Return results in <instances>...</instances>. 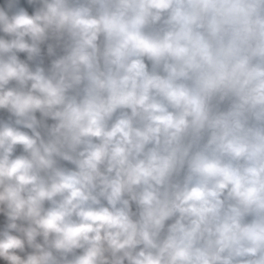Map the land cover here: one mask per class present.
Here are the masks:
<instances>
[{"label": "clouds", "instance_id": "obj_1", "mask_svg": "<svg viewBox=\"0 0 264 264\" xmlns=\"http://www.w3.org/2000/svg\"><path fill=\"white\" fill-rule=\"evenodd\" d=\"M0 264H264V0H0Z\"/></svg>", "mask_w": 264, "mask_h": 264}]
</instances>
